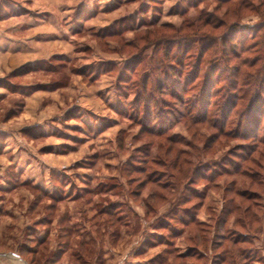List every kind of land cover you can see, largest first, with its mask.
I'll return each mask as SVG.
<instances>
[{
  "label": "rangeland",
  "instance_id": "374dc122",
  "mask_svg": "<svg viewBox=\"0 0 264 264\" xmlns=\"http://www.w3.org/2000/svg\"><path fill=\"white\" fill-rule=\"evenodd\" d=\"M0 261L264 264V0H0Z\"/></svg>",
  "mask_w": 264,
  "mask_h": 264
},
{
  "label": "crops",
  "instance_id": "0c3cea01",
  "mask_svg": "<svg viewBox=\"0 0 264 264\" xmlns=\"http://www.w3.org/2000/svg\"><path fill=\"white\" fill-rule=\"evenodd\" d=\"M0 264H5L4 262L0 261Z\"/></svg>",
  "mask_w": 264,
  "mask_h": 264
}]
</instances>
